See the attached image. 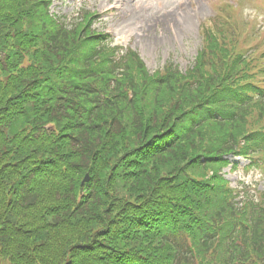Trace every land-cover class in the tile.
Returning a JSON list of instances; mask_svg holds the SVG:
<instances>
[{"label": "trees", "instance_id": "trees-1", "mask_svg": "<svg viewBox=\"0 0 264 264\" xmlns=\"http://www.w3.org/2000/svg\"><path fill=\"white\" fill-rule=\"evenodd\" d=\"M53 4L0 0V258L264 264V190L222 174L264 165V50L220 15L192 67L151 73Z\"/></svg>", "mask_w": 264, "mask_h": 264}, {"label": "rangeland", "instance_id": "rangeland-1", "mask_svg": "<svg viewBox=\"0 0 264 264\" xmlns=\"http://www.w3.org/2000/svg\"><path fill=\"white\" fill-rule=\"evenodd\" d=\"M224 4L237 12L241 47L263 51L264 0H55L53 11L67 22L82 11L95 12V26L108 34L112 46L136 50L150 71L170 63L185 71L203 47L204 26L213 24ZM248 163L241 161L232 171L226 168L227 179L232 186L245 181L244 193L260 197L264 168L246 169ZM0 264L11 263L0 258Z\"/></svg>", "mask_w": 264, "mask_h": 264}]
</instances>
